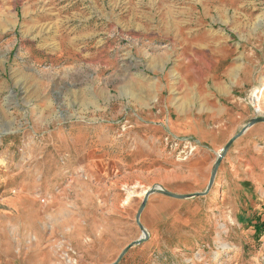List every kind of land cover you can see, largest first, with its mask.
Returning a JSON list of instances; mask_svg holds the SVG:
<instances>
[{"label":"rangeland","instance_id":"1","mask_svg":"<svg viewBox=\"0 0 264 264\" xmlns=\"http://www.w3.org/2000/svg\"><path fill=\"white\" fill-rule=\"evenodd\" d=\"M255 118L264 0H18L0 11V264H264V124L196 196ZM147 195L149 237L121 258Z\"/></svg>","mask_w":264,"mask_h":264},{"label":"water","instance_id":"2","mask_svg":"<svg viewBox=\"0 0 264 264\" xmlns=\"http://www.w3.org/2000/svg\"><path fill=\"white\" fill-rule=\"evenodd\" d=\"M258 124H264V119L262 118H255V119H252L251 121L248 122V125L242 130L240 131L236 136H234L230 142L227 144V146L222 150L221 154L218 155V160L213 168V173H212V177L210 179V182L208 184V189L207 191L204 193V194H197L196 196H204L206 194L209 193V191L212 189V186L215 182V179L218 175V170H219V167L220 165L222 164V162L227 158V154L228 152L231 150V148L233 147V145L238 141L239 138H241L244 134H246L248 132V130L252 127H254L255 125H258ZM156 192H160L166 196H168L169 198L171 199H179V200H187L188 198H192L194 196H188V197H185V196H178V195H172L168 192H166L164 189L162 188H159L156 190ZM149 195H147L146 199L143 201L142 203V208H141V211L139 213V215L137 216V219L136 221L138 222V225L142 231V233H144L145 237H143V239L139 240L138 242L128 246V248L124 251V253L122 254L121 258L128 253V250L134 246H139L143 243L144 240H146L149 236L145 230V227L141 224V221H140V216L142 214V211L146 208V203H147V199H148Z\"/></svg>","mask_w":264,"mask_h":264},{"label":"crops","instance_id":"3","mask_svg":"<svg viewBox=\"0 0 264 264\" xmlns=\"http://www.w3.org/2000/svg\"><path fill=\"white\" fill-rule=\"evenodd\" d=\"M17 1L18 0H0V11L6 12L7 8H11L12 5H14ZM17 187H18L17 189L20 193H22L24 196L28 197V195H30V192H32L36 188V182H35V180H33L32 182L31 181L30 182L29 181H22V182H19L17 184ZM55 201L57 202V204L61 208V193L59 195H55ZM166 205L172 209L173 204H166ZM32 208L35 209V207H32ZM60 214L62 215V208L58 211V215H60ZM24 220L22 217H20V224H25ZM32 224L34 226V228H32V230L36 231L37 230L35 228L36 224L35 223H32ZM37 233H39V232L37 231Z\"/></svg>","mask_w":264,"mask_h":264},{"label":"bare ground","instance_id":"4","mask_svg":"<svg viewBox=\"0 0 264 264\" xmlns=\"http://www.w3.org/2000/svg\"><path fill=\"white\" fill-rule=\"evenodd\" d=\"M256 93V95H254V97L252 98L253 100H254V106H255V108L256 109H258L259 110V105L260 104H258V102H259V100L257 99V94H259L257 91L255 92ZM14 199H16V198H14ZM14 199H10V201H9V209H12L13 207H14V203H15V201H17V200H14ZM18 199V198H17ZM160 199V198H159ZM166 200V199H165ZM169 201V200H168ZM151 202H153V201H151ZM162 202V201H161ZM17 203H18V201H17ZM170 203V202H169ZM175 206H176V204H174ZM151 206V205H150ZM160 206V205H159ZM158 208H160V207H158ZM171 210V209H170ZM151 211V210H150ZM149 211V212H150ZM154 211V210H153ZM161 211H163V210H161ZM14 212V211H13ZM156 212V211H155ZM16 213V212H15ZM168 213V212H167ZM171 213H172V211H171ZM156 214L157 213H155L154 215H155V217L154 218H157V216H156ZM147 215V214H146ZM151 215H152V212H151ZM158 215V214H157ZM167 216V215H166ZM143 217V216H142ZM160 218V217H159ZM163 218V217H162ZM162 218H161V220H162ZM145 220V219H144ZM148 221V220H147ZM150 221H152V220H150ZM155 222V221H154ZM163 222V221H162ZM152 224V223H151ZM160 224V223H159ZM146 227V226H145ZM147 228V227H146ZM146 230V229H145ZM10 251V250H9ZM7 253H8V250H7ZM1 256V255H0Z\"/></svg>","mask_w":264,"mask_h":264},{"label":"trees","instance_id":"5","mask_svg":"<svg viewBox=\"0 0 264 264\" xmlns=\"http://www.w3.org/2000/svg\"><path fill=\"white\" fill-rule=\"evenodd\" d=\"M259 225H260V223L258 222V223H257V226H258V227L256 228V232H259L260 234H263V232H264V225L262 224V226H263L262 229L260 228ZM259 233H258V234H259Z\"/></svg>","mask_w":264,"mask_h":264},{"label":"built area","instance_id":"6","mask_svg":"<svg viewBox=\"0 0 264 264\" xmlns=\"http://www.w3.org/2000/svg\"><path fill=\"white\" fill-rule=\"evenodd\" d=\"M42 203H43V204H45V203H46V200H45V199H43V200H42Z\"/></svg>","mask_w":264,"mask_h":264}]
</instances>
